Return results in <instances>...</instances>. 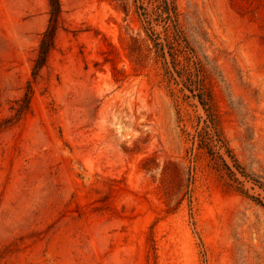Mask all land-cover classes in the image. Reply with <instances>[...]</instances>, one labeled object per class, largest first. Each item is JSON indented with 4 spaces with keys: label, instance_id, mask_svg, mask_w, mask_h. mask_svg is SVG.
<instances>
[{
    "label": "rangeland",
    "instance_id": "374dc122",
    "mask_svg": "<svg viewBox=\"0 0 264 264\" xmlns=\"http://www.w3.org/2000/svg\"><path fill=\"white\" fill-rule=\"evenodd\" d=\"M176 2L194 51L174 61L148 0H61L34 77L50 2L0 0V264H264V190L201 145L192 91L264 180V0Z\"/></svg>",
    "mask_w": 264,
    "mask_h": 264
},
{
    "label": "trees",
    "instance_id": "16d2710c",
    "mask_svg": "<svg viewBox=\"0 0 264 264\" xmlns=\"http://www.w3.org/2000/svg\"><path fill=\"white\" fill-rule=\"evenodd\" d=\"M151 8L145 7L144 21L146 22V28L150 33V36L154 39L156 46L160 49L165 57V46L168 45L172 58L174 61L177 59V51L183 50L193 54V48L189 45L187 38L184 34V30L180 23V13L176 0H148ZM50 2V18L46 30L43 32L41 42L39 45L38 56L35 59L33 75L37 77L40 69L47 63L49 54L55 44V36L58 27V21L62 11L61 0H49ZM163 22L166 31V43L160 41L159 34L155 31L154 24L156 22ZM184 42V43H183ZM192 57V55L190 56ZM166 72L170 74L171 69L169 67V61L165 60ZM193 95L198 97L199 101L203 104L207 111L206 118V130L205 133H199V140L203 147L208 149L212 158L216 161L217 165L227 170L229 174L241 183L240 190L249 193L244 188V182L249 181L254 186H258L264 190V180L253 175L249 172L242 162L235 155L233 149L228 143V140L224 136L220 127L219 119L209 102L205 99L207 92L206 86L202 81L196 82L194 88H192ZM196 91V92H195ZM33 97L32 83H29V88L25 94L14 100L16 105L12 106L14 113L8 117L5 122V126L11 125L17 122L22 116H24L31 108V100ZM4 125V124H3ZM227 157L230 159L228 161ZM243 177V180H240ZM254 199L259 200L258 197L251 195ZM260 203L261 200H259Z\"/></svg>",
    "mask_w": 264,
    "mask_h": 264
}]
</instances>
